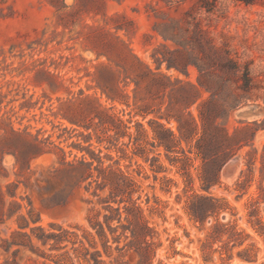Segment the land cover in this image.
<instances>
[{
  "label": "rangeland",
  "instance_id": "rangeland-1",
  "mask_svg": "<svg viewBox=\"0 0 264 264\" xmlns=\"http://www.w3.org/2000/svg\"><path fill=\"white\" fill-rule=\"evenodd\" d=\"M221 55L241 71L227 70ZM212 93L228 105L215 124L233 137L223 164L225 156L199 152L214 132L199 117L200 108L211 111ZM104 107L129 127L108 130L97 116ZM192 117L198 126H185L187 140L157 145L156 121L179 136L176 118ZM9 128L64 147L68 159L81 147L101 149L105 166L120 167L155 231L152 264H264L263 200L250 215L264 194V0H0V135ZM9 151L0 139V185L18 184L22 211L30 217L32 209L38 224L90 227L88 218L105 211L96 183L58 171L55 153L22 170ZM204 176L215 183L205 188ZM195 196L218 199L204 221L190 213ZM195 200L201 211L204 201ZM15 226L0 225V238ZM27 255L19 260L43 264ZM123 259L135 264L137 255Z\"/></svg>",
  "mask_w": 264,
  "mask_h": 264
},
{
  "label": "trees",
  "instance_id": "trees-1",
  "mask_svg": "<svg viewBox=\"0 0 264 264\" xmlns=\"http://www.w3.org/2000/svg\"><path fill=\"white\" fill-rule=\"evenodd\" d=\"M214 51L219 53L221 50L215 48ZM220 58L223 66L233 74L236 75L241 71L238 62L229 55H221ZM171 66L168 65V67ZM242 76L245 84L248 85L251 79L249 70L245 69ZM87 98L92 105V98L90 96ZM205 103H212V109L205 113L200 108L199 117L202 126L204 128L209 126L214 129V132L208 141L206 151L200 149L199 152L205 159L208 152L211 151L214 161L220 156H225L223 164L232 155L230 154V145L233 137L217 126L215 122L220 114L228 112V105L224 100L222 102L215 100L213 93ZM97 116L102 124L111 122L112 125H106L108 130H115L116 127L122 125L129 127L120 116L110 114L105 107L101 111L99 110ZM176 120L179 136L171 128L156 121L161 131L159 133L156 127L153 128L157 145L171 150L176 141L181 143L183 139L187 140L188 137H185L183 133L185 126L189 130L198 126L195 117H192L191 120L182 118H176ZM139 125L147 133V129L141 123ZM0 139L6 142L9 152H12L16 157V166L19 165L22 170L29 168L31 159L46 152L55 153L61 165L57 168L58 171L71 177H77L80 182L87 181L89 185L93 182L96 183L92 193L99 196V203L105 210L104 212L98 210L95 216L88 218L90 227L78 223L63 224L59 222H50L46 227L38 224V221L32 218V209H28L30 217L23 213L24 204L18 199L15 190L18 186L17 183H8L6 188L0 185V225L7 224L9 221L16 222V226L11 229L10 234L0 238V253L4 256L0 260V264H24L19 260L21 253H28L27 259L35 256L36 261L39 260L43 264H130L129 260L123 258L132 252L137 255L135 264H152L153 256L150 247L155 244L153 241L154 228L150 226L145 217L143 208L139 204L131 202L129 176L120 167H114L111 164L105 166L100 155L101 149L96 152L91 147H81L82 154L80 156L75 155L73 159H68L64 147L54 143L55 148H47L44 140L27 128L23 130L5 129V133L0 135ZM248 164L252 167L254 160H249ZM219 171L220 167L213 171V174L215 172L216 176ZM203 180L205 188H209L215 183L205 176ZM105 189H108L109 194L104 197L100 196L99 191ZM120 195L122 197L118 200L117 197ZM195 199L204 201L205 205L201 211L196 209L195 201L197 200ZM259 199L264 201V194L250 202L251 216H254L258 209L256 204L259 203ZM217 201L218 199L214 197L199 196L196 198L195 196L189 203L190 213L196 220L204 221L207 216L215 212ZM112 202L124 203L123 211L120 205L114 206ZM123 218L127 222H123ZM257 221L264 227V220L257 217Z\"/></svg>",
  "mask_w": 264,
  "mask_h": 264
}]
</instances>
